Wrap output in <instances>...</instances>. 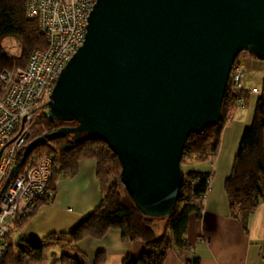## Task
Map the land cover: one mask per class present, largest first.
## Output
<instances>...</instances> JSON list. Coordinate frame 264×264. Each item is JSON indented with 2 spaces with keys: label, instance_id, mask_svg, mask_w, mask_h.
I'll return each instance as SVG.
<instances>
[{
  "label": "water",
  "instance_id": "1",
  "mask_svg": "<svg viewBox=\"0 0 264 264\" xmlns=\"http://www.w3.org/2000/svg\"><path fill=\"white\" fill-rule=\"evenodd\" d=\"M240 51L264 60V0H93L45 113L74 124L29 139L5 181L38 143L97 138L116 156L132 206L145 217L168 216L184 141L218 121Z\"/></svg>",
  "mask_w": 264,
  "mask_h": 264
},
{
  "label": "trees",
  "instance_id": "2",
  "mask_svg": "<svg viewBox=\"0 0 264 264\" xmlns=\"http://www.w3.org/2000/svg\"><path fill=\"white\" fill-rule=\"evenodd\" d=\"M5 36H11L18 42V53L7 54L0 45V69L9 67L12 63L21 66L32 49L45 46L44 35L39 31L37 21L25 16V0H0V41ZM246 92L244 89V95ZM234 107L224 90L218 121L188 134L182 146L180 160L198 161L210 158L216 150L220 128ZM72 124L73 121L58 122L40 114L30 123L29 139L58 125ZM41 154L50 158L48 184L52 190L55 177L72 174L81 158L94 159L95 177L100 190L96 206L73 227L67 231L48 232L42 237L60 249L58 264L68 261L83 264L70 253L77 252L76 242L86 237L98 238L110 228L117 229L120 237L125 240H140L143 243L137 256L125 254L119 264H162L170 246L186 248L184 234L188 214L198 212L197 199L206 189L209 173L184 170L179 164L182 178L171 213L163 218L145 217L130 201L128 204L122 201L117 181L119 162L102 140L90 138L72 142L69 134L45 140L28 152L19 168L31 164ZM223 191L229 214L245 227L248 213L258 202L264 201V74L261 85L257 88L251 121L240 133L230 171L223 181ZM30 214L31 212L13 226L23 224ZM4 239L5 252L0 257V264H36L42 260V243L23 238L12 241L9 236ZM102 261L103 253L97 251L91 263ZM186 264L196 263L191 260Z\"/></svg>",
  "mask_w": 264,
  "mask_h": 264
},
{
  "label": "crops",
  "instance_id": "3",
  "mask_svg": "<svg viewBox=\"0 0 264 264\" xmlns=\"http://www.w3.org/2000/svg\"><path fill=\"white\" fill-rule=\"evenodd\" d=\"M244 65L263 68L264 63L243 60ZM242 86L256 87L243 77ZM256 94L246 92L243 107H234L222 124L215 152L204 160L183 161L184 170L209 173L208 187L198 197L199 210L188 214L184 234L185 249L170 246L162 264H264V201L248 213L245 227L228 211L223 181L228 175L238 139L249 125ZM53 195L49 202L36 203L26 218L22 237L41 238L48 232L67 231L87 215L98 203L100 190L95 177V161L81 158L70 175H58L52 182ZM204 238V240H200ZM76 258L83 264H92L97 251L103 261L97 264H119L123 255L135 257L143 248L140 240H125L117 229L110 228L98 238H82L75 244Z\"/></svg>",
  "mask_w": 264,
  "mask_h": 264
},
{
  "label": "built area",
  "instance_id": "4",
  "mask_svg": "<svg viewBox=\"0 0 264 264\" xmlns=\"http://www.w3.org/2000/svg\"><path fill=\"white\" fill-rule=\"evenodd\" d=\"M92 3L93 0H25V16L37 21L45 46L32 49L21 66L12 63L0 69V257L5 252L4 238L11 234L9 226L32 212L37 202L52 198L53 190L48 184L50 158L46 154L18 167L7 181L5 178L18 151L30 138L31 121L46 113L54 79L83 39ZM242 76L237 57L230 65L225 90L239 108L245 104ZM246 91L256 94L257 88Z\"/></svg>",
  "mask_w": 264,
  "mask_h": 264
},
{
  "label": "rangeland",
  "instance_id": "5",
  "mask_svg": "<svg viewBox=\"0 0 264 264\" xmlns=\"http://www.w3.org/2000/svg\"><path fill=\"white\" fill-rule=\"evenodd\" d=\"M0 45L2 46L3 50L7 53V54H17L18 53V42L11 36H5L1 39L0 41ZM238 59L241 63V69H242V79L243 77L248 78L253 84H255L257 87H259L261 85V80H262V76H263V68H254L251 67L250 65H244L243 60L245 59H249V60H254L257 63H264V60H259L249 54L243 55V53H239L238 54ZM185 160V159H184ZM184 160H180L182 164ZM181 168V167H180ZM118 190L120 192L122 201L125 204L129 203V199L127 197V195L125 194L124 190L122 189V187L120 185H118ZM25 221L23 222V224H21L20 226L16 227L13 225H10V229H11V234H10V239H12V241H16L18 240V238H23L22 235V229H24L23 225H24ZM69 230V229H67ZM26 240H30V241H34V242H40L43 244L44 246V251H43V257L42 260L40 262H37L36 264H58V255H59V248L57 247V245L55 244H49V242L47 240H44L40 237H35L34 239H27V238H23ZM73 256L76 257L74 252H70Z\"/></svg>",
  "mask_w": 264,
  "mask_h": 264
}]
</instances>
